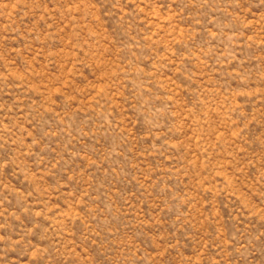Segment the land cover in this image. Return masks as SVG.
<instances>
[{"label":"rangeland","instance_id":"rangeland-1","mask_svg":"<svg viewBox=\"0 0 264 264\" xmlns=\"http://www.w3.org/2000/svg\"><path fill=\"white\" fill-rule=\"evenodd\" d=\"M0 264H264V0H0Z\"/></svg>","mask_w":264,"mask_h":264}]
</instances>
